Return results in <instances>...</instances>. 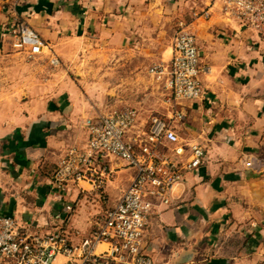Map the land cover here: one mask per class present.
Instances as JSON below:
<instances>
[{
  "label": "crops",
  "instance_id": "0c3cea01",
  "mask_svg": "<svg viewBox=\"0 0 264 264\" xmlns=\"http://www.w3.org/2000/svg\"><path fill=\"white\" fill-rule=\"evenodd\" d=\"M201 2L90 0L85 8L84 0H0V134L9 136L1 165L16 189L0 197V214L40 231L63 225L75 242L87 235L96 215L92 196L74 188L54 193L49 182L65 149L84 146V120L101 114L78 92L100 69L124 77L121 84L128 76L142 81L143 67L166 56L177 17H190ZM14 12L53 44L60 69L16 51L8 36ZM193 32L208 73L201 101L189 104L176 129L183 143L203 147V162L149 217L143 252L154 264H264V173L242 166L264 155V38L218 16ZM145 78L155 87L146 71ZM109 165L115 174L104 191L112 206L135 170L116 160ZM181 252L189 259L178 263Z\"/></svg>",
  "mask_w": 264,
  "mask_h": 264
},
{
  "label": "built area",
  "instance_id": "2783aa9c",
  "mask_svg": "<svg viewBox=\"0 0 264 264\" xmlns=\"http://www.w3.org/2000/svg\"><path fill=\"white\" fill-rule=\"evenodd\" d=\"M89 1L84 0L85 8ZM214 16L264 38V0H202L189 19L176 24L166 56L146 69L165 110L151 114L143 130H135L136 113L128 107L86 118L84 146L65 149L50 175L54 193L74 188L92 196L93 204H102L92 229L75 242L63 225L40 231L14 216L0 214V264H154L143 252L148 219L169 204L172 186L203 162V147L183 143L176 125L187 117L189 104L201 101L204 95L201 79L208 70L199 62L193 28ZM8 36L27 59L45 58L52 67L60 65L53 44L15 12ZM112 160L133 168L135 175L118 201L109 206L104 186L115 174L109 165ZM242 166L264 173V155L247 158Z\"/></svg>",
  "mask_w": 264,
  "mask_h": 264
},
{
  "label": "rangeland",
  "instance_id": "374dc122",
  "mask_svg": "<svg viewBox=\"0 0 264 264\" xmlns=\"http://www.w3.org/2000/svg\"><path fill=\"white\" fill-rule=\"evenodd\" d=\"M188 16L189 14L187 13V18H190ZM187 18L183 19L182 16H179L176 20L182 21L187 20ZM153 34L154 32L150 31L144 37V43L146 45L152 44ZM59 60L60 65L56 67L58 69L62 67V60L60 57ZM46 62V66L56 69L52 67L47 60ZM147 66L148 64L141 70L142 81L139 80L137 83V79L133 80V78V81H131V78L128 76L125 83L123 82L124 84H121V80L124 79V77H119L118 75L119 78L115 80V75H111L112 77H110L104 73V69H100L95 75H90L88 77L87 84L90 85V87L88 90H81L78 92L80 94L79 99L91 104L92 108L88 109L94 112H100L101 114L113 108H131L136 113L135 130H143L149 116L158 113L160 111L159 105H161L159 90L151 84H148L145 78ZM20 93L21 92H16V96H19V98L22 96ZM94 206L96 209L94 214H100L103 208L102 204L97 202L94 203ZM93 212L94 209L91 213Z\"/></svg>",
  "mask_w": 264,
  "mask_h": 264
},
{
  "label": "water",
  "instance_id": "95a60500",
  "mask_svg": "<svg viewBox=\"0 0 264 264\" xmlns=\"http://www.w3.org/2000/svg\"><path fill=\"white\" fill-rule=\"evenodd\" d=\"M8 134H0V197H6L9 195H14L16 193L15 184L8 172L1 165V159L3 157V152L5 148V144L8 141ZM175 258L178 263L187 261L189 258L185 256V254L176 253Z\"/></svg>",
  "mask_w": 264,
  "mask_h": 264
}]
</instances>
